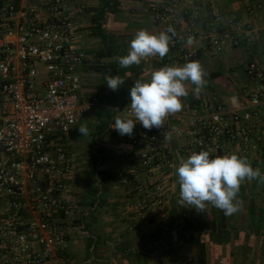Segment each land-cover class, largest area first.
<instances>
[{
	"label": "built area",
	"instance_id": "built-area-1",
	"mask_svg": "<svg viewBox=\"0 0 264 264\" xmlns=\"http://www.w3.org/2000/svg\"><path fill=\"white\" fill-rule=\"evenodd\" d=\"M86 7V0H0V92L6 98L0 125V264H60L75 228L74 206L63 192L77 165L58 140L99 103L82 92V68L105 64L78 45V16ZM205 7L209 19L199 31ZM262 7L254 0L245 13L253 17ZM151 10L155 34L169 27L176 33L167 55L152 57L158 65L180 66L202 52L215 57L239 43L236 16L223 17L213 5L161 0ZM260 29L264 34V20ZM263 106L264 65L249 62L233 94L196 96L167 116L163 128L147 130L137 122L133 135L125 136L130 147L121 153L129 157L128 173L135 176L136 168L149 179L132 180L137 194L129 209L145 219L162 211L173 194L178 202L176 168L193 152L206 150L210 158L236 152L263 172L264 131L258 126Z\"/></svg>",
	"mask_w": 264,
	"mask_h": 264
},
{
	"label": "crops",
	"instance_id": "crops-1",
	"mask_svg": "<svg viewBox=\"0 0 264 264\" xmlns=\"http://www.w3.org/2000/svg\"><path fill=\"white\" fill-rule=\"evenodd\" d=\"M198 1L215 6L223 17L235 15L240 23L237 46L226 48L215 57L202 52L195 60L206 73L204 79L218 80L215 87L208 86L210 92L207 94L216 95L229 86L236 92L242 84L245 64L264 65V34L260 29L264 20V0H261L262 9L253 17L247 16L245 7L254 0ZM160 2L86 0L87 7L79 13L80 31L86 33L85 36L79 34L80 44H97L99 48L94 52L105 64L117 66L112 72H104L94 65L82 68V92L86 98L97 96L99 103L58 140L77 165L63 192L74 206L75 228L69 234L68 247L60 264H190L196 262L199 242L204 244L207 264H264V181L246 180L241 184L237 197L241 207L231 216H225L211 204L204 212L192 211L188 205L180 206L174 194L162 211H154L145 219L137 217L128 207L137 194L132 180H148L149 173L136 168L132 169L135 176L127 172L130 160L121 149L130 144L111 126L114 117L127 116L123 109L130 104L129 92L134 82L149 80L153 71L164 66L149 57L140 65L122 68L114 58L128 54L130 42L138 30L150 33L158 30L151 7ZM206 8L202 9L203 18L196 26L199 31L205 29L209 19ZM108 75L120 76L125 88L113 92L106 85L105 89H100L99 82ZM195 97H184L182 104L191 103ZM5 100L0 92V125ZM258 126L264 131V106ZM81 127L88 129L86 139L79 131ZM94 170H104V176L111 173L114 176L98 178ZM86 172L89 173V199L71 201L70 197L77 196L81 175Z\"/></svg>",
	"mask_w": 264,
	"mask_h": 264
},
{
	"label": "clouds",
	"instance_id": "clouds-1",
	"mask_svg": "<svg viewBox=\"0 0 264 264\" xmlns=\"http://www.w3.org/2000/svg\"><path fill=\"white\" fill-rule=\"evenodd\" d=\"M168 33H171L169 35ZM176 33L169 27L167 32L158 34L147 30H138L130 42L128 54L114 59L120 67L128 68L140 65L149 57L163 58L169 52V44ZM193 42L188 37L187 43ZM206 73L198 61H190L182 66H164L151 73L146 81L137 80L130 88L128 115L114 117L115 129L121 136L133 135L137 122L143 128H163L165 119L182 109V98L189 92L186 82L195 85L199 92L206 84ZM125 83L120 76H106L107 87L116 92ZM82 135L88 134L86 127L79 128ZM179 183V201L182 206H191L198 213L204 212L208 204L231 216L240 210L238 193L243 182L259 179L264 181V174L259 168L254 169L246 157L237 154L210 158L208 151L193 152L181 161L176 168Z\"/></svg>",
	"mask_w": 264,
	"mask_h": 264
},
{
	"label": "rangeland",
	"instance_id": "rangeland-1",
	"mask_svg": "<svg viewBox=\"0 0 264 264\" xmlns=\"http://www.w3.org/2000/svg\"><path fill=\"white\" fill-rule=\"evenodd\" d=\"M80 33L83 35L84 34V36L86 35V33L85 32H83V30L82 31H80ZM99 35H101L102 36V34H100L99 33ZM96 36V35H95ZM104 40H107V37H104L103 38ZM78 45L81 47V48H84V49H87V50H89V51H91V52H94V51H96V49L97 48H99L98 46H96L97 44H95V45H89V46H86V45H88V44H86V43H84L83 45H81L80 44V42L78 43ZM99 69H101V68H99ZM206 80V84L203 86V88L199 91V92H196L194 89H195V85H192L190 82H186V87L188 88V92H189V94H188V97H190L191 98V96H200L201 94H207L208 92H210L209 90H210V88L208 87V86H213V87H215L216 85H217V81L218 80H215V79H212V78H210V79H205ZM101 82L102 83H100L99 82V87H100V89L102 88H106V77L103 79V80H101ZM208 83V84H207ZM212 84V85H211ZM120 88H125V86L124 85H122ZM119 88V89H120ZM231 87L229 86V87H227V90H225V91H218V93L216 94L217 96H220L221 98H225V97H227V96H229V95H231V94H233L234 93V91H232V89H230ZM227 92V93H226ZM184 99L182 98V101H183ZM181 101V102H182ZM85 137V139L87 138L86 137V135L84 136ZM89 160V159H88ZM84 167L86 168V167H88V165L86 164H84ZM81 183V184H80ZM78 187H76V193H77V196H72V197H70L71 198V201H74V200H78V199H80L81 200V198H86L85 200H88L89 199V173L88 172H86V173H84L83 175H81V177H80V180H79V185H77ZM82 186V187H81ZM84 186H86V188H84ZM73 203V202H72ZM74 205H75V203H73Z\"/></svg>",
	"mask_w": 264,
	"mask_h": 264
},
{
	"label": "trees",
	"instance_id": "trees-1",
	"mask_svg": "<svg viewBox=\"0 0 264 264\" xmlns=\"http://www.w3.org/2000/svg\"><path fill=\"white\" fill-rule=\"evenodd\" d=\"M108 53H110V52H108ZM116 66L117 65H115V64H113V66L112 65H108V64H104L103 66H101V69L104 72H110V71L112 72V71L116 70L115 69ZM211 75L212 76H216V73H212ZM96 161L97 160H95V162ZM93 173L96 174L98 178L99 177L100 178H105V177L111 178V177L114 176V174H112V173L104 176V173H106V171H104V170H96V171L94 170ZM88 247H90V246L88 245ZM195 263L196 264H207L206 263V250H205L204 244L202 242H199L197 244V257H196V262Z\"/></svg>",
	"mask_w": 264,
	"mask_h": 264
}]
</instances>
